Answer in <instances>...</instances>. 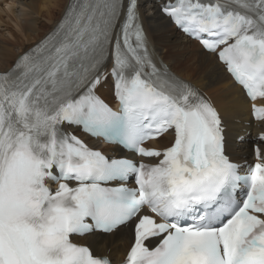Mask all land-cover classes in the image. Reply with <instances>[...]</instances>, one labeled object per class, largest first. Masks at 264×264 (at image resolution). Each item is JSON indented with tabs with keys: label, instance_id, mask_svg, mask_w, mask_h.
I'll return each mask as SVG.
<instances>
[{
	"label": "snow or ice",
	"instance_id": "6c2138e0",
	"mask_svg": "<svg viewBox=\"0 0 264 264\" xmlns=\"http://www.w3.org/2000/svg\"><path fill=\"white\" fill-rule=\"evenodd\" d=\"M157 11L264 121V0ZM146 14L142 0H67L0 67V264H114L87 240L124 230L123 264H264V133L250 162L231 157L218 109L156 56Z\"/></svg>",
	"mask_w": 264,
	"mask_h": 264
},
{
	"label": "bare ground",
	"instance_id": "6f19581e",
	"mask_svg": "<svg viewBox=\"0 0 264 264\" xmlns=\"http://www.w3.org/2000/svg\"><path fill=\"white\" fill-rule=\"evenodd\" d=\"M142 2L147 5L144 26L156 56L212 98L227 127L229 154L234 160L244 161L251 155V139L263 131L264 123L253 122L251 103L223 65L159 15L158 0ZM66 3L67 0H0V67L42 39L60 18ZM103 94L108 101L113 100L110 89H104ZM242 136L244 139L238 141ZM169 139L154 142V146L164 147ZM116 149L112 145L105 147L108 154ZM130 241L131 233L124 230L111 235L97 234L87 243L93 251L123 261Z\"/></svg>",
	"mask_w": 264,
	"mask_h": 264
},
{
	"label": "rangeland",
	"instance_id": "374dc122",
	"mask_svg": "<svg viewBox=\"0 0 264 264\" xmlns=\"http://www.w3.org/2000/svg\"><path fill=\"white\" fill-rule=\"evenodd\" d=\"M105 89H107V88H105Z\"/></svg>",
	"mask_w": 264,
	"mask_h": 264
}]
</instances>
